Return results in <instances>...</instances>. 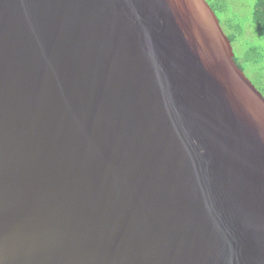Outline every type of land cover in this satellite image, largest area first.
<instances>
[{"label":"water","instance_id":"water-1","mask_svg":"<svg viewBox=\"0 0 264 264\" xmlns=\"http://www.w3.org/2000/svg\"><path fill=\"white\" fill-rule=\"evenodd\" d=\"M0 264H264V94L208 0H0Z\"/></svg>","mask_w":264,"mask_h":264},{"label":"rangeland","instance_id":"rangeland-1","mask_svg":"<svg viewBox=\"0 0 264 264\" xmlns=\"http://www.w3.org/2000/svg\"><path fill=\"white\" fill-rule=\"evenodd\" d=\"M225 14L218 12L221 26L227 36H241L233 48L246 75L264 94V30L253 21L255 0H226ZM240 31L245 32L244 35Z\"/></svg>","mask_w":264,"mask_h":264},{"label":"trees","instance_id":"trees-1","mask_svg":"<svg viewBox=\"0 0 264 264\" xmlns=\"http://www.w3.org/2000/svg\"><path fill=\"white\" fill-rule=\"evenodd\" d=\"M209 3L212 6V9L216 12V15L218 16V12L220 14H225L227 9V1L226 0H208ZM219 18V17H218ZM253 21L255 25L260 29L264 30V0H255V7L253 12ZM245 32L240 31L241 35H244ZM231 40L232 44H234L235 41H237L241 36H238L236 34H232L228 36ZM235 60L237 64L240 66L241 69L245 72V68L243 65L239 63V58L235 56ZM246 73V72H245Z\"/></svg>","mask_w":264,"mask_h":264}]
</instances>
